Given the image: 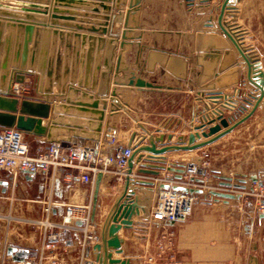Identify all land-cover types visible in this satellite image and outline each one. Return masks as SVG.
I'll list each match as a JSON object with an SVG mask.
<instances>
[{
    "label": "crops",
    "instance_id": "1",
    "mask_svg": "<svg viewBox=\"0 0 264 264\" xmlns=\"http://www.w3.org/2000/svg\"><path fill=\"white\" fill-rule=\"evenodd\" d=\"M221 1L142 0L136 10L129 15H126L127 1L118 5L115 0H0V8L7 10L6 7L2 6L8 5V2H10L12 5L9 4L8 8L13 7V9L8 10L12 12L29 13L39 19H45L44 22L39 19L25 18L24 21L26 22L44 24L52 29L64 30L72 35L77 34L79 37L84 36L83 49L88 48V38L92 37L94 43L93 53L94 55L99 53L101 60L106 50V40L111 39L113 44V66L109 73L107 93L98 95L97 87L94 92H91L93 97L99 100L104 98L107 102L101 120V138L98 143V152L100 154H111L119 146L131 145L129 140L134 132L129 133L128 141L124 142L122 139L125 133L123 125L141 99L149 100L151 97H162L163 102H170L175 97L176 92L174 89L178 84L177 78L169 71V68L175 67L174 60L171 58L174 55L181 58L180 67L186 75L181 80L183 81L181 84L184 86L183 98L186 102L187 96V102H189L188 112L191 115L192 106L195 107L193 114L195 117L200 118V122L212 118L215 116V112L219 110L223 112L224 116L230 117L232 120L242 115H233L232 111L229 110L230 103L237 97L234 93L236 85L223 89V96L217 101L206 98L203 92H197L192 88V69L197 70V67H194L193 59L194 39L192 38L190 23L192 14L196 13L195 16L198 20L195 30L216 32L223 35L217 21ZM254 1H256L255 5ZM229 4H232L233 9L225 11L223 20L230 21L232 19L230 14H234L235 21L232 23H235L238 28L230 32L242 31V35L235 37L238 43L246 46L253 45L259 53L254 43L249 41V38L247 39V36H252V34L249 26L243 20L252 18V13L255 10L258 14H264V0H230ZM16 5L29 8V11H19L17 9L20 7ZM103 5L107 6L108 9L104 10ZM54 9L62 12H55ZM118 12L123 13L121 20L116 21L114 25L119 28V34H112L113 16ZM176 16H180L184 23L189 22L187 27L184 25L183 32L178 33L176 31ZM0 17L15 19L1 14ZM125 25H127V28L124 27ZM228 29L230 30V28ZM15 30H13L14 35ZM6 31L5 26L3 33ZM123 32H126L124 39L122 38ZM51 36L52 33L49 34V39H51ZM99 38H103L105 41L101 47L98 45ZM121 42H125L122 47L120 46ZM232 47L236 51L240 76L245 78V64L234 46ZM118 56H121V65L119 71L116 72L115 63ZM163 56L165 57L164 65L159 62V58H163ZM148 66L152 70H149ZM99 68L100 72L104 70L102 61ZM132 74L158 85L159 88L139 89L127 85L126 82ZM24 76L26 78L32 77L27 73ZM13 81L16 80L13 79ZM26 84L28 85V83ZM35 84L37 86V79ZM22 85H25V83ZM67 85L77 88V92L71 97L72 107L70 109L59 106L60 104H66L67 94L58 90L59 87L56 82H53L52 91L47 95L38 92L36 87V90L27 91L20 98L43 100L50 105L48 116L41 118V125L48 129L53 119L61 118L55 125L57 129L54 136L56 138H64L66 135L73 137V131L75 130L77 132L81 130L90 132L87 124V120L90 119H87V117H90L91 114L80 111L79 108L83 105L78 103L81 102L80 100H82V103L85 100L88 101V99H82L81 97L84 89L76 83H67ZM112 89H116L114 95H112ZM97 108L102 109V103H99ZM183 112L186 114V108ZM263 112L264 109L258 108L243 123L255 121L254 119L258 114ZM243 123L212 143L198 149L166 153L162 158L163 162L146 160V157H143L140 162H133L131 176L152 180L154 185L152 187H135L131 185V188L135 189L137 203L140 206L139 213L131 216L132 225L130 227L119 229L118 236L123 251L121 253L113 251L112 258L119 259L125 264H264V219L252 216L250 209L243 210L244 214H249L245 218L237 210L240 202H233L231 206V201L226 202L225 199L214 201L213 198V201L210 200V205L196 206L192 214L183 223L174 224L155 221L151 217V209L160 188V183L167 181V177H173L174 173L166 169L160 170L158 176L137 173V169L143 166L144 163L152 162V164L165 166L167 163H172L170 157L174 153H187L188 157L191 158L192 153L195 151L222 144L236 134ZM213 124L211 123L209 126ZM194 126L180 130L150 129L149 132L173 133L175 138L179 134H188L193 131ZM221 130H224V127ZM135 133L137 135L133 142H136L139 135L144 134L145 131ZM28 135L41 143L39 144L40 149L49 144L45 141V135ZM204 139L205 137L201 138V140ZM111 140H113V143ZM144 143H147V140ZM71 146L94 148L95 143L84 138L80 145L72 144ZM160 146L157 144V147ZM143 154L146 156L147 153ZM179 161L175 164L199 165V162H190L191 160L188 159H180ZM125 170L126 168L119 172L116 167L112 166L110 171L103 174L99 186L94 220L83 226V229L67 230L70 233V240H64L61 236L60 247L54 252L60 261H66V264H69V261L72 264H91L95 261L96 251L92 250L91 246L99 241L102 222L123 188ZM1 172L0 196L3 198L0 199V212L10 211L39 217L42 213V205L39 201L51 196L59 202L79 207V213L92 215L93 188L91 185L81 182L77 178L75 170H61V172L49 176L25 173L13 176L8 171ZM67 173L70 174V178L66 177ZM205 198L209 199V196L206 195ZM102 207L105 210L100 212ZM234 212L239 218L241 217L240 220L227 217V214ZM63 214V205L54 206L53 217L55 219H60ZM85 233L89 234L90 237L84 243ZM40 237L41 231L39 229L26 224L0 221V264H16L20 261L37 258L40 254ZM87 248H89V251Z\"/></svg>",
    "mask_w": 264,
    "mask_h": 264
},
{
    "label": "water",
    "instance_id": "2",
    "mask_svg": "<svg viewBox=\"0 0 264 264\" xmlns=\"http://www.w3.org/2000/svg\"><path fill=\"white\" fill-rule=\"evenodd\" d=\"M115 1L118 5L127 1L126 15H129L136 10L142 0ZM229 1H221L217 17L218 25L223 35L202 30L194 32L193 59L194 67H197V70L192 69V88L197 92H203L206 98L217 101L222 98L223 89L238 85L246 79L256 88L255 94L252 95L253 101L247 100L250 103V107L246 108L247 110L234 120L224 116L223 112L219 110L215 112V116L212 118L195 125L193 131H190L188 134H179L175 138L173 133L161 131L153 133L145 130V133L140 134L138 140L133 142L137 133H132L129 142L133 145V152L128 158L123 188L115 198L102 222L99 241L91 246L92 250L96 251L95 261L91 264H125L119 259L112 258V252L121 253L123 251L118 231L121 227H130L132 225L131 216L139 213L140 206L137 203L135 189L131 188V185L135 187H152L154 185L152 180L131 176L134 161L140 162L143 157H146V160L163 162L162 158L166 153L172 151H192L203 147L232 131L252 116L255 110L262 105L264 97V70L261 60L253 45L246 46L242 43L239 44L235 39L236 36L243 34L242 31L230 32L238 29L237 25L232 23L235 21L234 14H230L232 17L230 21L223 20L225 11L233 9ZM19 7L21 9L18 10L29 11V8ZM103 8L104 10L108 9L104 5ZM33 11L35 12L36 10ZM54 11L62 12L57 9H54ZM0 14L15 18L4 19L0 17V127H16L24 133L37 136L45 135L46 142L59 143L62 147H70L72 144L80 145L83 139L87 138L94 141V152L97 153L98 143L101 138V120L103 119V110L107 102L104 98L99 100L93 97L91 92H94L97 87L98 95H105L107 93L109 73L113 66V44L111 39L106 40V50L101 60L99 53L95 55L93 53L94 43L92 37L88 38V48L83 49L82 45L85 44L84 36L79 37L77 34L72 35L70 32H65L64 30L52 29L44 24H34L24 21L25 18L39 19L35 15H30L29 13L20 14L1 8ZM122 16V12L114 14L111 26L112 34H119V28L114 25L116 21L121 20ZM39 20L45 22L44 18ZM5 26L7 31L3 33ZM126 26L124 27L127 28ZM14 29H16L15 35L13 34ZM50 33H52L51 39H49ZM125 33L123 32L122 34L123 39L125 38ZM104 42L103 38L98 39L100 47ZM124 43L121 42L120 46L122 47ZM232 46L237 50L245 64V78L240 76L236 51ZM173 57L171 58L174 60L173 64H175V67L169 68V71L176 77L183 79L186 75L180 67L181 58L176 55ZM163 58H159V62L162 65L165 64V57L163 56ZM101 61L103 62L104 70L100 72L99 66ZM120 65L121 56H118L115 63L116 72L119 71ZM148 69L152 70L149 66ZM25 73L35 75L37 79V91L44 95L51 93L53 82L58 83V90L67 94L66 104L59 105L65 109L72 107L71 97L77 92V88L67 85V83H76L78 86L83 87L84 90L81 97L82 99H88V101L86 102L85 100L82 103V100H80L81 102L78 103H80L79 105H83V107L81 106L79 110L91 114L90 117H87V119H90L87 120L90 132L85 130L77 132L75 130L73 131V137L66 135L64 138H56L54 136L57 129L55 125L61 119L59 117L51 121L48 129L43 127L41 125V118L48 116L50 105L43 100L20 99L11 93L13 79L22 82ZM126 84L139 89L159 88L158 85L134 74L128 78ZM115 90L112 89V95L116 93ZM99 103H102V109L97 108ZM70 120L72 121V119ZM211 123L214 124L209 126ZM222 127H224V130H221ZM202 137H205V139L201 140ZM173 139L175 140L173 141ZM197 139L199 140L196 141ZM145 140H147V143H144ZM157 144L161 146L157 147ZM143 153H147L146 156ZM165 168L174 173L172 179H182L184 173L182 165L165 167L162 164H152V162H149L139 167L137 173L158 176L160 170ZM103 174V172H99L95 177L92 193L91 220H94L98 203L99 186ZM192 180L197 181L199 179L192 178ZM159 187L168 188L169 185L163 183ZM171 187L190 193L199 194L203 192L198 188L181 185H173ZM213 192L222 197H233L232 194ZM76 224L81 226L83 222L77 221ZM87 250L89 251V248Z\"/></svg>",
    "mask_w": 264,
    "mask_h": 264
},
{
    "label": "rangeland",
    "instance_id": "3",
    "mask_svg": "<svg viewBox=\"0 0 264 264\" xmlns=\"http://www.w3.org/2000/svg\"><path fill=\"white\" fill-rule=\"evenodd\" d=\"M255 3L256 1H254V5ZM9 4L10 2H8V5ZM8 5L2 7L13 9L12 6V8H8ZM253 12L252 18L243 21H245L251 30L250 33L252 36H247V39L249 38V41H252L259 51V58L264 69V14H258L256 10ZM195 14L196 13L192 14L190 22L192 26V38L194 37V32L197 28L196 23L198 21ZM175 20L176 31L178 33L183 32L184 25L187 27L189 22L186 21V23H184L180 16H176ZM186 31H188V29H186ZM176 78L178 83L174 89L176 95L172 100H170V102H163L162 97H151L149 100L141 99V101H139L135 107V110L129 114L126 122L123 125V130L125 133L122 139L124 142L128 141V134L131 132H138L142 130L149 131L150 129L160 128L166 130L188 129L193 125H198V123H201L200 118L197 116L195 117L193 114L195 109L194 106H192V115L188 112L189 102H187V96L186 102L183 98L184 86L181 84V82H183L181 81L182 78ZM35 82L36 78L34 75L27 78L24 76L22 82H13L11 93H13V88L19 85L23 87L21 91V96L23 97L25 92L36 90L37 86ZM23 83H25V85H22ZM26 83H28V85ZM235 87L236 89L234 93L237 97L230 103L229 110L232 111L231 113L233 115L240 116L244 111L247 110L246 108L250 107V103L248 101H253L252 95L255 94L256 88L246 79H244L242 83H239ZM186 91H188V89H186ZM185 108L186 114L183 112ZM258 108L264 109V97L262 105ZM254 120L255 121L243 123L239 131L224 143L212 145L209 148L195 151L192 153L191 158L188 157L187 153H174L171 155L170 158L172 163L165 164V167L170 165H182L183 167L190 166V164H175L180 162V159H188L191 160L190 162H199V165H195L201 168V172L197 176L199 180L195 181L194 184L203 192L199 194L197 193V201L195 202L194 208L196 206L202 207L203 205H210V200L213 201V198L214 201L225 199L226 202L231 201V206L233 202H240L237 210L239 213L241 212L240 214H243L245 218L248 217L249 214H244L243 210L250 209L249 211L251 212L252 216L254 215L264 219L258 214L256 209L258 203L264 201V112L262 114H258ZM24 137L29 144L30 153L32 155L37 154L39 151L44 149L39 148V144L41 143L35 141L34 137L28 135L27 133H24ZM112 141L113 140H111V142ZM105 154L106 153H103L104 156ZM1 171V173H4L3 171L6 172V170ZM175 180L177 181V179ZM213 191L232 194L233 197H222L216 195ZM206 195L209 196V199L205 198ZM104 210V207H102L100 212ZM236 212L227 214V217L229 216L231 219L240 220L241 217L239 218ZM62 237L64 240H70V233H68V231H63ZM66 263V261L59 262V264ZM68 263L72 264L70 261Z\"/></svg>",
    "mask_w": 264,
    "mask_h": 264
},
{
    "label": "built area",
    "instance_id": "4",
    "mask_svg": "<svg viewBox=\"0 0 264 264\" xmlns=\"http://www.w3.org/2000/svg\"><path fill=\"white\" fill-rule=\"evenodd\" d=\"M23 87L13 88L14 95L21 98ZM133 152V145H123L116 148L111 154L94 152L92 147L70 146L62 147L59 143H50L37 154L32 155L24 133L16 127H0V171L6 170L13 176L19 173L38 174L41 176L53 175L61 170H75L81 182L94 186L96 174L108 172L114 166L119 172L127 166L128 158ZM201 168L192 164L184 168L180 180L167 177L168 188H159L155 202L151 209V217L155 221L179 224L183 223L192 213L197 193L185 192L172 188L181 185L197 188L194 184ZM66 177L70 178L67 173ZM3 197L0 196V199ZM34 201V200H32ZM42 205L41 216H29L16 212H0V221L26 224L41 231L40 254L37 258L20 261L16 264H59L60 260L54 252L60 247L62 232L73 229H83L91 220V216L79 213V207L54 200L51 196L39 201ZM64 207V214L60 219L53 217L54 206ZM257 212L264 218V201L256 206ZM77 221L83 224L78 226ZM84 235V243L89 239ZM151 259V258H150Z\"/></svg>",
    "mask_w": 264,
    "mask_h": 264
}]
</instances>
